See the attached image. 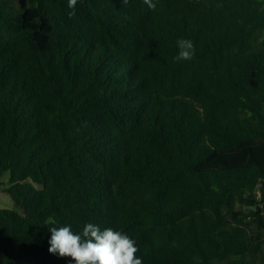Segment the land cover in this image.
<instances>
[{
	"label": "trees",
	"instance_id": "obj_1",
	"mask_svg": "<svg viewBox=\"0 0 264 264\" xmlns=\"http://www.w3.org/2000/svg\"><path fill=\"white\" fill-rule=\"evenodd\" d=\"M153 2L0 0V264H70L49 229L89 222L142 264H264V0Z\"/></svg>",
	"mask_w": 264,
	"mask_h": 264
},
{
	"label": "clouds",
	"instance_id": "obj_2",
	"mask_svg": "<svg viewBox=\"0 0 264 264\" xmlns=\"http://www.w3.org/2000/svg\"><path fill=\"white\" fill-rule=\"evenodd\" d=\"M78 0H68V8L75 9ZM127 3V0H124ZM150 10L155 11L153 0H143ZM220 6V5H218ZM74 11L69 12V17ZM179 49L175 60L190 61L195 56L193 41L178 39ZM49 253L61 258H71L70 264H142L136 256V242L126 233L113 228L101 229L94 223H86L81 232L72 231L70 225L50 227Z\"/></svg>",
	"mask_w": 264,
	"mask_h": 264
},
{
	"label": "rangeland",
	"instance_id": "obj_3",
	"mask_svg": "<svg viewBox=\"0 0 264 264\" xmlns=\"http://www.w3.org/2000/svg\"><path fill=\"white\" fill-rule=\"evenodd\" d=\"M9 174L6 173L0 180V208L20 211V207L14 203L10 195L5 192V188L8 186Z\"/></svg>",
	"mask_w": 264,
	"mask_h": 264
}]
</instances>
